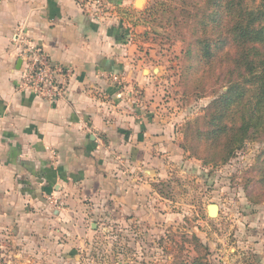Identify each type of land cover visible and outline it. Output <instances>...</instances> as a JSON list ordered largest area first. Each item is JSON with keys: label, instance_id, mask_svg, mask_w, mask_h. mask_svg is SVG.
Returning <instances> with one entry per match:
<instances>
[{"label": "crops", "instance_id": "1", "mask_svg": "<svg viewBox=\"0 0 264 264\" xmlns=\"http://www.w3.org/2000/svg\"><path fill=\"white\" fill-rule=\"evenodd\" d=\"M112 1L114 10L97 17L75 0H0V253L6 262L16 244L23 254L33 242L67 244L74 227L86 226L83 219L94 226L89 215L101 218L103 209L144 218L166 206L156 186L181 150L171 120L152 100L149 60L116 9L130 4ZM21 36L43 46L54 62L74 67L64 99L51 103L18 89Z\"/></svg>", "mask_w": 264, "mask_h": 264}, {"label": "rangeland", "instance_id": "2", "mask_svg": "<svg viewBox=\"0 0 264 264\" xmlns=\"http://www.w3.org/2000/svg\"><path fill=\"white\" fill-rule=\"evenodd\" d=\"M126 1L130 5L116 9L149 60L156 78L152 100L171 120L181 150L156 186L166 206L144 218L103 209L101 218L89 215L94 226L83 219L86 226L74 227L67 244L33 242L24 254L16 244L7 262L0 253V264H264V138L247 140L229 161L216 164L205 162L208 151L197 135L206 129L209 107L227 90L226 80L205 70L212 57L201 60L199 41L217 36L198 25L205 1ZM247 3L255 7L260 0ZM211 204L219 206L217 216H210Z\"/></svg>", "mask_w": 264, "mask_h": 264}, {"label": "trees", "instance_id": "3", "mask_svg": "<svg viewBox=\"0 0 264 264\" xmlns=\"http://www.w3.org/2000/svg\"><path fill=\"white\" fill-rule=\"evenodd\" d=\"M204 1L207 11L198 25L217 36L199 41L201 60L212 57L205 70L226 80L227 90L213 101L206 129L197 135L208 151L205 162L218 164L247 140L264 138V0L255 7L247 0Z\"/></svg>", "mask_w": 264, "mask_h": 264}, {"label": "built area", "instance_id": "4", "mask_svg": "<svg viewBox=\"0 0 264 264\" xmlns=\"http://www.w3.org/2000/svg\"><path fill=\"white\" fill-rule=\"evenodd\" d=\"M88 14L102 17L114 10L112 0H75ZM21 48V58L24 69L18 82V89L22 92H31L36 97L56 103L67 96L68 86L75 70L73 66L54 62L43 46L29 41L25 37H17ZM134 96L137 102L143 98L140 90ZM54 203L57 200L53 199Z\"/></svg>", "mask_w": 264, "mask_h": 264}, {"label": "water", "instance_id": "5", "mask_svg": "<svg viewBox=\"0 0 264 264\" xmlns=\"http://www.w3.org/2000/svg\"><path fill=\"white\" fill-rule=\"evenodd\" d=\"M141 1H143V0H140V2ZM139 5H141V4H139ZM155 72H157V70H155ZM208 210H209L210 216H212V217L217 216V214L219 213V206L217 204H211V205H209Z\"/></svg>", "mask_w": 264, "mask_h": 264}]
</instances>
